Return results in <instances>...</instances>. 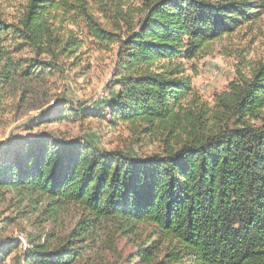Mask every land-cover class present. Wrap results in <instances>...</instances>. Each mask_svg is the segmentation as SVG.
<instances>
[{"label": "trees", "instance_id": "16d2710c", "mask_svg": "<svg viewBox=\"0 0 264 264\" xmlns=\"http://www.w3.org/2000/svg\"><path fill=\"white\" fill-rule=\"evenodd\" d=\"M136 2L25 0L12 19L0 7V90L16 77L86 74L91 50L116 46L113 97L96 107L63 97L33 125L100 117L160 148L131 155L54 131L0 142V197L14 193L31 211L44 203L46 219L80 212L61 239H30L23 264H77L90 247L117 252L122 239L132 264H264V63L211 111L193 108L183 62L257 19L264 0ZM17 247L0 241V264Z\"/></svg>", "mask_w": 264, "mask_h": 264}, {"label": "rangeland", "instance_id": "374dc122", "mask_svg": "<svg viewBox=\"0 0 264 264\" xmlns=\"http://www.w3.org/2000/svg\"><path fill=\"white\" fill-rule=\"evenodd\" d=\"M22 1L25 0H0L1 10L8 19H12L18 14ZM98 1L109 3L119 0ZM133 1L137 3V0ZM112 15H100L108 27L113 25ZM115 47L113 45L109 51L91 50L87 56L90 71L86 74L67 70L46 80L16 77L6 84L0 90V142L9 141L16 135L31 136L39 131H54L67 137L82 135L102 150L120 149L131 155H148L160 149L155 137L138 134L136 127L127 124L107 126L105 119L100 117H89L81 122L46 120L33 125L40 114L49 113L51 109H47L50 106L61 105L63 101L58 100L63 97L74 105L79 101L90 107L113 97L117 88L109 89L107 85L112 79ZM183 62L185 72L191 77L188 98L195 101L193 108L222 110L219 96L227 98L229 83L237 81L242 75H249L253 68L264 63V13L253 22L244 23L230 34L209 43L197 58ZM26 203L19 201L14 193L0 197V241H18V247L9 253L3 264H23L25 250L32 247L30 239L42 242L47 234H53V240L61 239L75 228L80 219V212L74 207L65 208L54 219H46L45 214H40L44 203L33 211L25 207ZM139 229L141 231V225ZM132 251V242L122 239L117 252L90 247L84 252L85 260L77 264H132L134 260L129 257Z\"/></svg>", "mask_w": 264, "mask_h": 264}]
</instances>
